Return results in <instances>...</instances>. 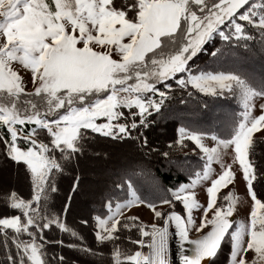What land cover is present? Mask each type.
Returning <instances> with one entry per match:
<instances>
[{
    "label": "snow or ice",
    "instance_id": "obj_1",
    "mask_svg": "<svg viewBox=\"0 0 264 264\" xmlns=\"http://www.w3.org/2000/svg\"><path fill=\"white\" fill-rule=\"evenodd\" d=\"M217 39L221 47H205ZM256 45L264 50V0H0V155L31 189L28 198L15 190L3 197L17 214L0 216V264H74L48 253V245L65 247L46 237L54 229L79 241L66 246L94 264H171L173 237L180 264H216L221 256L224 264H264V196L255 190L264 185V165L254 140L264 132V79L224 68L238 49ZM203 52L213 64L194 67ZM193 100L200 111L209 102L239 110L215 127L181 124L165 151L150 145L145 130L172 104L187 108ZM101 142L159 155L186 170L187 182L161 189L143 169L112 181L90 218L96 246L89 247L66 215L80 193V161L90 151L108 156L96 150ZM68 170L73 181L57 213L50 201ZM237 174L249 209L242 219L235 218L242 198L221 195ZM133 176H147L153 199L138 194ZM140 205L154 222L126 215Z\"/></svg>",
    "mask_w": 264,
    "mask_h": 264
},
{
    "label": "trees",
    "instance_id": "obj_2",
    "mask_svg": "<svg viewBox=\"0 0 264 264\" xmlns=\"http://www.w3.org/2000/svg\"><path fill=\"white\" fill-rule=\"evenodd\" d=\"M222 44L223 42L217 39L211 44L206 45L205 47L211 50L213 47H221ZM251 57H255L256 60L260 61L259 64L262 67L261 72H257L253 69L250 70L247 68V62L248 60H250ZM194 61L195 64L193 66H198L200 68H204L205 66L213 64V58L207 52L198 54V58H194ZM189 63L190 65L193 64L192 61H190ZM224 68L238 72L242 76L254 77L255 80L259 82L261 79H264V50H261L259 45H256L250 51L238 49L234 56L229 59L228 63L224 65ZM197 99L208 100V98L206 97H197ZM212 105L214 106L212 107ZM221 105L223 109L224 105H226L228 108L232 109V111L239 110L238 106L234 102L224 104H220L218 102H209V109L207 111H200L196 100L190 101L187 108H185L183 105L172 104L169 110L165 112V115L162 118H158L157 122L154 125L145 130V135L148 137L149 144L158 147L161 151L167 150V144L176 138L177 128L181 124L186 123L187 125H192L193 128L215 127L216 125H218L217 123L219 122H217L214 117H208L207 115L212 114L213 111L222 112L223 110H221L220 108ZM105 146L112 147L115 152L116 150H123V152L125 153L123 158H127L129 161H132V163L126 167L121 168L120 171L111 173V177H107L102 180L103 189L101 193L95 196L96 198H93L94 200L91 201V204L88 206L85 212H74V202L78 195L73 196L71 206L66 215V223L71 228L75 229L83 237V243L89 247L96 246L92 231V222L90 218L91 216L96 214L95 210L99 209L101 197L106 191V189L111 186L112 181L119 180L122 176H125V174L127 173H133V171L138 172L140 171V169H143L145 173H154L166 187H173L177 186L180 183L187 182L186 170H177L175 166L170 165L166 159L159 155H145L142 152H138L136 148L132 145H114L105 142H101L96 150H102L104 152H107V150L104 148ZM191 146L192 145L189 142V147ZM146 151L147 150H145V152ZM256 153V163L258 165H264L263 141L257 143ZM181 157L182 154L177 153V159ZM91 159L97 158L92 155L90 151L89 155L84 157L80 161V167L76 173L81 176V189L79 194L83 192V183L86 175V163L88 164ZM5 167L8 168L11 173H13V176L15 178L18 175V179H21L23 183L12 185L11 187L8 186L3 192L2 189H0V216L17 214L5 207L3 202V197L5 196V194L10 192L11 190H15L22 197L28 198L31 191L30 184L28 180L24 179L22 172L18 171L16 167L5 161L3 156L0 155V169H3ZM73 175L74 174L70 170H68L64 175L57 177L56 185L58 188V192L52 195V200L50 201V207L53 211L57 213H60L62 208L64 207L66 197L69 193L73 181ZM67 181L69 182V184L67 183ZM255 190L257 191L258 196H264V185H257ZM84 219L89 220V225L85 226L81 224V221ZM131 235L132 239L138 238L135 230H133ZM46 237L50 240H63L65 244V247H60L58 245H48L47 251L50 255L61 254L65 257L67 261L74 262V264H93L91 262L89 263L88 259L94 258L84 256L77 249L68 248L66 246L69 243H80L79 241H75L74 238L70 237L67 233H61L59 230L54 229L52 231H46ZM125 247L133 250H138L137 245L126 244ZM105 256H108L107 250H105ZM106 263L108 264L107 261ZM222 264H224V262Z\"/></svg>",
    "mask_w": 264,
    "mask_h": 264
},
{
    "label": "rangeland",
    "instance_id": "obj_3",
    "mask_svg": "<svg viewBox=\"0 0 264 264\" xmlns=\"http://www.w3.org/2000/svg\"><path fill=\"white\" fill-rule=\"evenodd\" d=\"M260 61L256 60L255 57H251L250 60H248L247 62V68L248 69H253L257 72H261L262 67L259 64ZM23 74V73H22ZM25 79H28L27 75H25ZM214 103V102H212ZM214 105H212L213 107ZM221 110H223L222 112H217V111H213L212 114L207 115L208 117H214L217 122V124H220L221 121H223L226 117V114H230L232 111V109L228 108L226 105H224V109L221 105ZM217 112V113H216ZM185 125H187L185 123ZM189 127H192V125H187ZM264 136V132L261 133H256L254 134V140L258 143L262 140H259L258 138ZM264 142V141H263ZM210 143V142H209ZM257 145V144H256ZM107 152H108V156L107 158L104 159H91L88 164L86 163V170H85V180L83 183V192L81 194H79L74 202V212L75 211H80V212H85V210H87L88 206L91 204V201H93V198H96L95 196L99 195V193H101L102 189H103V184H102V180L107 178V177H111V173L120 171L121 168L126 167L128 165H130L132 163V161H129L127 158H123L124 156V152L123 150H113L112 147H104ZM188 150L185 149V152H187ZM183 155V153H181ZM93 155V154H92ZM191 157V163L192 164H196V158L195 156H191V154H189ZM127 156V155H126ZM195 158V159H193ZM112 163V164H111ZM214 167H216L217 171H219V166L218 165H214ZM150 173V172H149ZM187 173V171H186ZM128 175H132L131 173H127ZM151 176L155 177L156 180L158 181L161 189H165V188H175L176 186L173 187H166L163 185V183L160 181V179L157 178V176L154 173H150ZM18 175L15 178L13 176V173H11V171H9L8 168H3L0 169V189H2V192L6 190V187L8 186H12V185H17L19 183H23L21 181V179H18ZM67 183L69 184V182L67 181ZM66 183V184H67ZM133 183L135 184V186L138 189V194L144 198V199H153V187L151 185V183L149 182L147 176L144 177H138V176H133ZM178 186V185H177ZM3 187V188H1ZM229 190L234 191L237 195H239L242 200L244 201L243 203H241V205H239L238 208V213L236 215L235 218L239 219V216H241L242 218H245L248 214V203H247V197H246V186H245V182L243 181L242 177L240 176V174H237L236 179L234 181V184L229 185L228 188L226 189H222L221 190V195L226 194ZM197 197L199 199V201L204 204L206 206L207 203V196H206V190L205 188L201 187L197 189ZM158 203V201H157ZM181 205L177 204L176 206V210L178 212L181 211ZM164 209L167 210V206H164ZM126 215H136L139 217V220L147 223V224H151L152 222H154V214L153 212L146 206L144 205H140L137 207L132 208L131 210H129ZM200 213L199 212H195L194 211V216L199 217ZM159 223V222H158ZM192 237L196 236L195 233L191 234ZM175 241V242H174ZM174 244H176V238L173 237L171 242H170V251H171V264H174V258H173V251H174ZM138 245H137V249H138ZM143 251L147 252V248L143 249ZM88 262L93 263L94 264V259H88ZM224 262V258L223 256H221L216 264H222ZM107 264V263H106Z\"/></svg>",
    "mask_w": 264,
    "mask_h": 264
},
{
    "label": "bare ground",
    "instance_id": "obj_4",
    "mask_svg": "<svg viewBox=\"0 0 264 264\" xmlns=\"http://www.w3.org/2000/svg\"><path fill=\"white\" fill-rule=\"evenodd\" d=\"M192 238H195V236H193ZM174 242H175V241H174ZM173 247L175 248L174 251H173V258H174L173 263H174V264H180L179 255H178V250H177V241H176V244H174Z\"/></svg>",
    "mask_w": 264,
    "mask_h": 264
},
{
    "label": "crops",
    "instance_id": "obj_5",
    "mask_svg": "<svg viewBox=\"0 0 264 264\" xmlns=\"http://www.w3.org/2000/svg\"><path fill=\"white\" fill-rule=\"evenodd\" d=\"M239 219H242V217H241V216H239Z\"/></svg>",
    "mask_w": 264,
    "mask_h": 264
}]
</instances>
